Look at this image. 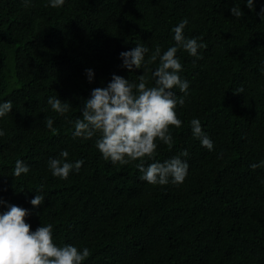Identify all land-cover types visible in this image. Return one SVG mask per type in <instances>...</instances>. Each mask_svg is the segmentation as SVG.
Returning <instances> with one entry per match:
<instances>
[{
    "label": "trees",
    "instance_id": "obj_1",
    "mask_svg": "<svg viewBox=\"0 0 264 264\" xmlns=\"http://www.w3.org/2000/svg\"><path fill=\"white\" fill-rule=\"evenodd\" d=\"M239 7L243 15L234 17ZM264 0H0V213L8 204L29 211L35 231L53 225L57 246L87 247L82 264H264ZM187 19L186 38L206 45L196 57L177 52L189 82L177 104L180 128L170 127L171 148L157 141L145 168L180 155L189 167L183 183L151 185L136 167L103 159L92 139L73 137L84 101L113 75L133 82L145 75L157 45L175 46L173 29ZM149 48L145 65L130 72L120 53ZM94 72L89 82L86 70ZM240 89H243L241 92ZM49 97L68 102L60 115ZM51 118L55 132L46 127ZM199 119L212 150L193 136ZM84 163L69 177H54L49 160ZM29 172L13 177L15 162ZM259 167L253 169L251 165ZM43 186V187H41ZM45 197L33 207L35 195Z\"/></svg>",
    "mask_w": 264,
    "mask_h": 264
},
{
    "label": "clouds",
    "instance_id": "obj_2",
    "mask_svg": "<svg viewBox=\"0 0 264 264\" xmlns=\"http://www.w3.org/2000/svg\"><path fill=\"white\" fill-rule=\"evenodd\" d=\"M24 2L27 6L28 0ZM64 3L65 0H50L53 8L62 7ZM253 4L254 0H247L249 9H253ZM231 12L237 18L243 15L239 7H233ZM261 16L264 18V9L261 10ZM187 23L185 18L173 29L175 46L161 54V48L157 45L148 57L147 64L159 59V66L152 73L154 86H148L145 75L138 77V83L113 75L107 87L91 91L90 98L84 101L82 119L73 122L74 138L87 140L100 134L96 147L106 161L110 160L114 165L141 161L136 164L143 173L140 179L151 185H167L170 178L173 184H181L188 172V163L181 159V156L188 155L186 150L163 163L153 162L146 168L143 163L145 158L155 157L157 141L171 148L174 140L170 127L180 128L182 125L175 109L177 104H184V98H178L173 89L178 88L186 95L189 82L179 75L182 64L176 54L183 48L196 57L198 49L206 47L205 44L198 43L200 38L184 36L183 30ZM149 51L144 45H136L130 51L121 52L122 66L130 72L134 67L141 69L146 66L145 55ZM86 74L89 82H92L93 70H86ZM48 104L60 115L67 113L71 107L68 102H62L56 97H49ZM12 108L11 101L0 103V117L10 113ZM53 123L51 118L46 119V127L55 132ZM190 123L193 136L200 140L203 147L212 150L213 141L203 132L200 120L193 119ZM3 135L5 132L0 129V136ZM68 155L67 151H63L60 154L62 158L49 160V168L54 177L66 180L73 170L79 172L84 162H68ZM251 167L255 169L259 165L253 164ZM29 170L22 160H17L13 177L27 174ZM44 200V196L36 194L30 203L33 207H38ZM5 203L0 199V205ZM28 216V210L15 204H8L7 210L0 213V264H82L90 256L87 247L79 250L73 245L57 246L53 240L52 224L42 225L32 231L31 225L26 222Z\"/></svg>",
    "mask_w": 264,
    "mask_h": 264
}]
</instances>
